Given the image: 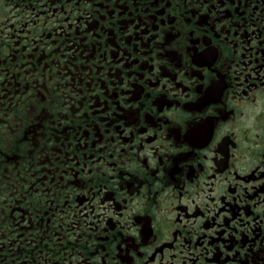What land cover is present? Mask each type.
I'll use <instances>...</instances> for the list:
<instances>
[{"label":"flooded vegetation","instance_id":"obj_1","mask_svg":"<svg viewBox=\"0 0 264 264\" xmlns=\"http://www.w3.org/2000/svg\"><path fill=\"white\" fill-rule=\"evenodd\" d=\"M0 264H264V0H0Z\"/></svg>","mask_w":264,"mask_h":264}]
</instances>
